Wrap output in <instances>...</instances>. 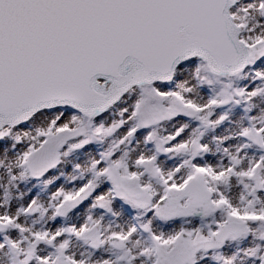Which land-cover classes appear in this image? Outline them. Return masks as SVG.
Listing matches in <instances>:
<instances>
[{
  "label": "snow or ice",
  "instance_id": "obj_1",
  "mask_svg": "<svg viewBox=\"0 0 264 264\" xmlns=\"http://www.w3.org/2000/svg\"><path fill=\"white\" fill-rule=\"evenodd\" d=\"M0 264H264V0H0Z\"/></svg>",
  "mask_w": 264,
  "mask_h": 264
}]
</instances>
